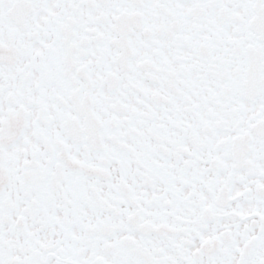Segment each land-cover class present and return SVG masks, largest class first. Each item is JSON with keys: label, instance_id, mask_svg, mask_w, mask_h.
<instances>
[{"label": "snow or ice", "instance_id": "1", "mask_svg": "<svg viewBox=\"0 0 264 264\" xmlns=\"http://www.w3.org/2000/svg\"><path fill=\"white\" fill-rule=\"evenodd\" d=\"M0 264H264V0H0Z\"/></svg>", "mask_w": 264, "mask_h": 264}]
</instances>
